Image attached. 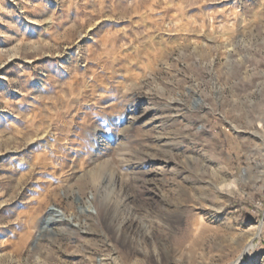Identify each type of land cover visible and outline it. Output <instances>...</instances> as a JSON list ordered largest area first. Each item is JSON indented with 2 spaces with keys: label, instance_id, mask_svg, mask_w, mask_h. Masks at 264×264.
Masks as SVG:
<instances>
[{
  "label": "rangeland",
  "instance_id": "rangeland-1",
  "mask_svg": "<svg viewBox=\"0 0 264 264\" xmlns=\"http://www.w3.org/2000/svg\"><path fill=\"white\" fill-rule=\"evenodd\" d=\"M233 262L264 264V0H0V264Z\"/></svg>",
  "mask_w": 264,
  "mask_h": 264
},
{
  "label": "bare ground",
  "instance_id": "bare-ground-1",
  "mask_svg": "<svg viewBox=\"0 0 264 264\" xmlns=\"http://www.w3.org/2000/svg\"><path fill=\"white\" fill-rule=\"evenodd\" d=\"M147 160V158H146ZM133 162V161H132ZM133 164V163H132ZM138 165V164H137ZM98 171V170H97ZM99 172V171H98ZM102 172V171H101ZM100 176V175H99ZM95 178V177H94ZM96 180V179H95ZM92 204V202L90 200L87 201V206L90 207ZM100 207L102 208V211L104 214H108L111 210L115 209V205L112 204L111 200L108 198H103L102 200H100ZM54 219H61V220H65L64 217V213L63 211H61L60 209H57L55 207L49 208V213H48V219L46 220V223L50 220H54ZM69 220V219H68ZM259 234V228H257L256 231V236ZM254 235V236H255ZM253 236V237H254ZM252 239V238H251ZM250 239V240H251ZM250 241L247 243L246 245V249L250 246ZM242 257V255H241ZM239 261V260H238ZM235 262H233L232 264H234Z\"/></svg>",
  "mask_w": 264,
  "mask_h": 264
}]
</instances>
